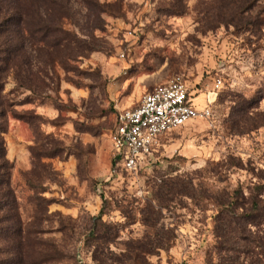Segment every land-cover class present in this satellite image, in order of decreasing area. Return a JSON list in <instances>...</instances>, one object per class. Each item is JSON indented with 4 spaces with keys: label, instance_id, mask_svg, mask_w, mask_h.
<instances>
[{
    "label": "rangeland",
    "instance_id": "1",
    "mask_svg": "<svg viewBox=\"0 0 264 264\" xmlns=\"http://www.w3.org/2000/svg\"><path fill=\"white\" fill-rule=\"evenodd\" d=\"M68 2L50 90L2 80L0 264H235L217 226L264 175V22L228 25L231 0ZM178 75L211 117L117 168V112Z\"/></svg>",
    "mask_w": 264,
    "mask_h": 264
},
{
    "label": "trees",
    "instance_id": "2",
    "mask_svg": "<svg viewBox=\"0 0 264 264\" xmlns=\"http://www.w3.org/2000/svg\"><path fill=\"white\" fill-rule=\"evenodd\" d=\"M231 1L229 6L222 8L221 13V16L228 15V25L249 32L263 24L261 14L255 17L250 15L249 12L255 6L251 0ZM69 9L68 0H0L1 94L5 83L2 84V80L11 74L19 85H23V79L26 78L30 88L35 86V91L45 93L50 90L49 81L54 73L56 59L52 56H56L59 47L71 46L74 40L73 32L64 23L71 16ZM36 45H40L38 50ZM12 114L23 120L17 113ZM8 166L6 162L0 168L9 169ZM260 180L261 183L255 186L247 202L237 206L229 203L226 211L220 213L217 228L224 241L220 246L236 254L229 259L235 264H264V175L260 176ZM2 184L0 182V187ZM6 184L9 185L8 182ZM227 235L230 238L233 235L245 243L244 248L235 246L226 238ZM250 243L255 246L253 249ZM243 255L244 262L241 261Z\"/></svg>",
    "mask_w": 264,
    "mask_h": 264
},
{
    "label": "built area",
    "instance_id": "3",
    "mask_svg": "<svg viewBox=\"0 0 264 264\" xmlns=\"http://www.w3.org/2000/svg\"><path fill=\"white\" fill-rule=\"evenodd\" d=\"M211 115L210 107L200 109L194 104L190 87L181 75L154 87L137 107L120 110L115 116L111 139L117 168L139 171L165 134Z\"/></svg>",
    "mask_w": 264,
    "mask_h": 264
},
{
    "label": "crops",
    "instance_id": "4",
    "mask_svg": "<svg viewBox=\"0 0 264 264\" xmlns=\"http://www.w3.org/2000/svg\"><path fill=\"white\" fill-rule=\"evenodd\" d=\"M194 104L196 105V103H195V102H194ZM138 105H139V104H138ZM138 105H137V106H138ZM137 106H135V107H137ZM196 106H197V105H196ZM197 107H198V106H197ZM133 108H134V107H133ZM198 108H199V107H198Z\"/></svg>",
    "mask_w": 264,
    "mask_h": 264
}]
</instances>
